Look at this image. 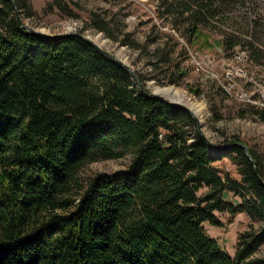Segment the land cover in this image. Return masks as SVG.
<instances>
[{
    "label": "trees",
    "instance_id": "1",
    "mask_svg": "<svg viewBox=\"0 0 264 264\" xmlns=\"http://www.w3.org/2000/svg\"><path fill=\"white\" fill-rule=\"evenodd\" d=\"M13 1L29 16V1ZM228 2L165 0L157 9L190 47L229 51L240 44L235 35L205 33ZM101 12L89 11L86 25L140 50ZM156 39L143 49L146 64L181 78L178 41L166 50ZM245 42L258 63L262 46ZM246 106L241 117L264 122V105ZM194 124L184 109L142 93L124 66L81 37L19 27L12 4L0 0V264H264L256 254L264 223L237 235L233 255L203 225L220 226L216 212L264 221V157L248 147L250 159L236 139L221 151ZM125 155V168L82 180L87 164ZM224 156L238 180L215 165Z\"/></svg>",
    "mask_w": 264,
    "mask_h": 264
},
{
    "label": "rangeland",
    "instance_id": "2",
    "mask_svg": "<svg viewBox=\"0 0 264 264\" xmlns=\"http://www.w3.org/2000/svg\"><path fill=\"white\" fill-rule=\"evenodd\" d=\"M31 4L29 16L20 14L22 24L33 30H40L49 35H60L78 32L90 38L98 45L125 62L136 74L140 84L147 90L154 87H176L184 91L187 98L203 105L204 111L200 129L213 144L223 146L232 139L239 140L248 147H253L264 157V122L247 113L246 103L264 105V52H259L256 63L245 46L246 40L257 41L264 51V0H229V9L219 18L212 21L211 27L205 30L210 39L232 34L240 44L227 50L223 47L202 46L190 47L178 34V31L166 25L160 16L162 9L157 3L165 0H27ZM171 1V0H168ZM108 13L121 32L130 33V40L138 43L140 50L130 45H123L111 40L104 33L96 31L89 25V11ZM27 11V9H26ZM157 38V43L166 41L165 49L174 47L182 50L179 71H185L180 78L175 68L164 75L162 70H152L146 64L145 56L154 47L149 39ZM129 40V41H130ZM173 44V45H172ZM147 51L145 53V51ZM178 76L177 83H170L172 75ZM182 75V74H181ZM199 89L196 94L192 89ZM192 112V111H191ZM196 130V122L192 130ZM194 130V131H195ZM130 157L93 161L80 170L85 181L99 173H111L125 168ZM215 165L235 179L240 178L237 166L227 156L217 159ZM225 199L235 203L240 197L230 192L223 194ZM221 221L220 226L207 222L205 231L217 239L220 246L233 255L237 235L252 225L258 228L264 221L253 220L244 212L230 216L227 212H216ZM264 253L262 247L256 254Z\"/></svg>",
    "mask_w": 264,
    "mask_h": 264
},
{
    "label": "water",
    "instance_id": "3",
    "mask_svg": "<svg viewBox=\"0 0 264 264\" xmlns=\"http://www.w3.org/2000/svg\"><path fill=\"white\" fill-rule=\"evenodd\" d=\"M12 6H13V9H14V13H15V17H16V21H17V24L19 27L21 28H26L28 30H30L31 32L37 34V35H40V36H44V37H47V38H57V37H62V36H66V35H77L79 37H81L82 39H84L86 42H88L89 44H91L92 46H94L95 48H97L101 53H103L105 56H107L109 59L111 60H114L116 62H118L119 64H121L122 66H124L128 71L129 73L131 74L132 76V79L134 81V83L138 86L139 90L144 93L146 96H151V97H155V98H158L160 100H163L165 101L167 104L169 105H173V106H177V107H180L182 109H184L185 111H187L189 114H191L196 122V128H197V131L205 138V140L211 144H213L205 135L202 134V132L199 131L200 129V121L196 118V116H194V114L191 112V110L189 109L188 106L182 104V103H179V102H175V101H172V100H168L166 98H163L162 96H160L159 94L155 93V92H152V91H147L139 82V80L137 79V76L135 74V72L125 63L123 62L121 59H119L118 57L114 56L112 53H110L109 51H106L104 49H102L98 43L94 42L93 40H91L90 38L84 36L83 34L81 33H78V32H70V33H65V34H60V35H49V34H46V33H43L42 31L40 30H33L29 27H27L26 25L22 24L21 22V18H20V14H19V11L18 9L16 8L15 4H14V1L13 0H8ZM236 145L240 146L241 148L244 149V152H245V155H247L249 158H250V155H249V151H248V148L245 144H242V143H239V142H235ZM215 145V144H213ZM233 144L232 143H228V144H225L223 146H218V145H215V147L221 151H226L228 150ZM251 159V158H250Z\"/></svg>",
    "mask_w": 264,
    "mask_h": 264
},
{
    "label": "bare ground",
    "instance_id": "4",
    "mask_svg": "<svg viewBox=\"0 0 264 264\" xmlns=\"http://www.w3.org/2000/svg\"><path fill=\"white\" fill-rule=\"evenodd\" d=\"M154 90H155V93L159 94L163 98H166L168 100H172L175 102H179V103H182L188 106L189 109L194 114V116H196V118L202 122V116H203V111H204L203 105L187 98L183 90H181L180 88L173 87V86L164 87V88L154 87Z\"/></svg>",
    "mask_w": 264,
    "mask_h": 264
}]
</instances>
